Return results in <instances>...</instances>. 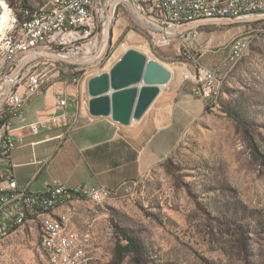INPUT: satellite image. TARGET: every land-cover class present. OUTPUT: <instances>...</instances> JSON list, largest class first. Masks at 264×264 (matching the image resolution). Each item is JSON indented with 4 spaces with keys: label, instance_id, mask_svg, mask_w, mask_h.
I'll return each instance as SVG.
<instances>
[{
    "label": "rangeland",
    "instance_id": "obj_1",
    "mask_svg": "<svg viewBox=\"0 0 264 264\" xmlns=\"http://www.w3.org/2000/svg\"><path fill=\"white\" fill-rule=\"evenodd\" d=\"M22 1L32 9L50 2ZM13 2L0 0V18ZM138 4L144 0H121L106 12L105 43L98 55L58 62L50 73L51 80L66 79L72 95L79 101L84 96L88 104V79L109 71L130 48L172 72L167 86L131 125L151 124L158 117L163 125L172 123L171 130L180 129L179 134L174 137L168 128L165 156L101 205H71L75 221L92 233L77 257L79 264H112L116 224L144 240L148 264H264V16L203 23L194 28L195 35H172L158 43ZM7 12L9 20L11 12L18 15L17 10ZM239 37L246 38L245 52L232 59L231 45ZM193 58L217 73L216 106L194 95L193 82L181 77L184 63ZM228 103L237 106V120L223 109ZM83 210L88 220L79 215ZM50 216L1 240L0 264H52L39 239L40 225ZM122 264H132L131 256Z\"/></svg>",
    "mask_w": 264,
    "mask_h": 264
},
{
    "label": "built area",
    "instance_id": "obj_2",
    "mask_svg": "<svg viewBox=\"0 0 264 264\" xmlns=\"http://www.w3.org/2000/svg\"><path fill=\"white\" fill-rule=\"evenodd\" d=\"M111 1L99 0L97 7H90L89 0H50L48 6L32 9L22 0H15L10 5L12 10L21 11V15L37 14V21L19 25V32L13 35V41L9 42L8 48L16 50L30 41H39L42 42V50L21 59L20 62H14L11 74L0 79V103L17 102L26 90L37 84L40 77L56 70L58 62L95 57V50L103 40L105 15L111 10ZM198 6H209V13L198 14ZM140 8L142 16L150 23V30L155 31L158 43L167 42L166 38L172 35L187 33L189 36L197 33L196 29H189L187 32L168 30L181 23L201 19L264 16V0H144V5ZM221 9H229V16H221ZM245 39L239 37L233 41L230 49L232 59L240 58L245 52ZM191 61L184 63L182 79L193 82L194 95L213 103V91L218 82L216 71L195 58ZM79 103L87 104V99L83 97L79 101L75 95L59 93L55 99L54 111L34 121H28L23 111L0 115V233H3L8 216L19 217L20 213H28V207L46 210L45 200H60L63 194H73L86 198L93 206H98L104 202L105 195H112L124 187L125 184L115 188L86 184L67 187L56 181L46 183L38 193L17 187L10 164L12 150L18 142L14 132L24 128L32 133L52 127L68 129L79 118ZM216 105L213 103V106ZM59 136L62 137L63 133ZM69 219V215L65 216V225L61 227H51L46 223V230H39L40 240L50 238V246L41 249L47 258L51 254L74 250V244L82 243V235L92 234L87 233L85 228L70 227ZM29 222H35V216L29 215V220L20 221V224ZM60 235L73 236V243L59 244Z\"/></svg>",
    "mask_w": 264,
    "mask_h": 264
},
{
    "label": "crops",
    "instance_id": "obj_3",
    "mask_svg": "<svg viewBox=\"0 0 264 264\" xmlns=\"http://www.w3.org/2000/svg\"><path fill=\"white\" fill-rule=\"evenodd\" d=\"M50 78L48 74L43 85L37 83L22 95L25 103L21 112L28 121L52 113L59 93L73 94V88L66 84V79ZM77 112V122L68 129L52 127L32 133L24 128L14 132L18 142L12 150L10 164L19 189L38 193L52 181L67 187L86 184L115 188L143 176L155 160L165 156V135L172 123L163 125L165 121L157 117L151 124L146 121L137 125H121L110 117L91 116L83 105ZM170 131L175 137L180 129L178 132L176 129ZM62 133L63 136H59ZM84 203L88 201L69 200L49 212L38 214L35 220L50 214L48 220L40 225L42 227L52 218L65 214L70 216V227L82 229V225L75 221L71 205L79 207ZM79 215L88 220L86 210ZM92 224L90 221L88 226L91 228Z\"/></svg>",
    "mask_w": 264,
    "mask_h": 264
},
{
    "label": "water",
    "instance_id": "obj_4",
    "mask_svg": "<svg viewBox=\"0 0 264 264\" xmlns=\"http://www.w3.org/2000/svg\"><path fill=\"white\" fill-rule=\"evenodd\" d=\"M216 20L231 22L232 18L201 19L181 23L168 30L185 31ZM171 77V70L159 61L130 48L109 71L88 79V113L93 117H110L121 125H129L133 120L141 119Z\"/></svg>",
    "mask_w": 264,
    "mask_h": 264
},
{
    "label": "bare ground",
    "instance_id": "obj_5",
    "mask_svg": "<svg viewBox=\"0 0 264 264\" xmlns=\"http://www.w3.org/2000/svg\"><path fill=\"white\" fill-rule=\"evenodd\" d=\"M117 1L119 0L111 1V10L115 6ZM98 4H99V0H89L90 7H97ZM4 8L5 11L0 18L1 20L0 21V51H1L0 79H2L4 75L11 74L14 67V62H20L21 59H26L27 57L32 56L33 54L42 50V42L39 41H30L29 44H26L23 47H20L16 50H14V48H8L9 42L13 41V35L19 32V25H28L35 23L37 21V14H23L22 19H19L18 16L14 15V13L11 12V9L7 10V7ZM137 8L140 12L141 8L139 4L137 5ZM7 11H10L12 14L10 20L8 19ZM208 13H209V6H198V14H208ZM221 16H229V9H221ZM103 30H104V26H103ZM104 43L105 41L103 42V44ZM101 50L102 49H100V51ZM95 52L97 53L96 55H98V49H96ZM4 60L5 62H2ZM47 79H48V75L44 77H40L37 83L39 84V86H41L47 81ZM32 89L33 87L31 86L30 90ZM216 91H217L216 89L213 91V98L217 94ZM24 103H25V96H21V98L18 99L17 102H2L0 103V115H11V114L21 113ZM110 196L111 195H105L104 200ZM73 199L88 201L86 198L77 195L63 194L60 200L59 199L45 200L46 210L38 209V207H28V213H20L19 217L8 216V219H5V227L3 228V233H0V241L6 238L8 235H10V233L15 231L16 228H19L20 226L24 225V224H20V221H27L29 215L37 216L38 214L49 212L53 210L56 206L64 204L65 202ZM65 216L67 215L64 214V215H60L59 218H52L47 222V224L51 227H61L65 225ZM42 230H46V223L42 227ZM87 233H89V231H87ZM90 240H91L90 234L82 235V243L74 244V250H69V252H59L57 254H51V256L48 257V259L52 264H79L80 262L77 257H81L82 250L85 248L84 245L88 246ZM70 243H73V236H68V235L59 236V244H70ZM49 246H50V238H43L40 240V247L42 249H47Z\"/></svg>",
    "mask_w": 264,
    "mask_h": 264
},
{
    "label": "trees",
    "instance_id": "obj_6",
    "mask_svg": "<svg viewBox=\"0 0 264 264\" xmlns=\"http://www.w3.org/2000/svg\"><path fill=\"white\" fill-rule=\"evenodd\" d=\"M17 12L18 18L22 19L23 14L21 15V11L17 10ZM223 109L230 116L236 118V120L237 118H239L237 111L238 109L235 104H225ZM42 227L40 226V230H42ZM114 228L119 236V239L115 245L112 264H122L127 255L131 256L132 264H148L149 250L144 240H142L138 236V233L128 227H124L118 224L114 225Z\"/></svg>",
    "mask_w": 264,
    "mask_h": 264
}]
</instances>
